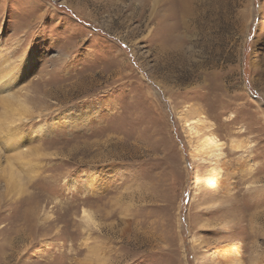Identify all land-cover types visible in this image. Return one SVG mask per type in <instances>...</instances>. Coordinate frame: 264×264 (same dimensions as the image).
Here are the masks:
<instances>
[{
  "label": "rangeland",
  "instance_id": "rangeland-1",
  "mask_svg": "<svg viewBox=\"0 0 264 264\" xmlns=\"http://www.w3.org/2000/svg\"><path fill=\"white\" fill-rule=\"evenodd\" d=\"M0 50V264H264V0H0Z\"/></svg>",
  "mask_w": 264,
  "mask_h": 264
},
{
  "label": "bare ground",
  "instance_id": "bare-ground-1",
  "mask_svg": "<svg viewBox=\"0 0 264 264\" xmlns=\"http://www.w3.org/2000/svg\"><path fill=\"white\" fill-rule=\"evenodd\" d=\"M7 58H8L7 55L3 51L0 50V81L5 79V78H7L8 76H10L9 75V71L6 72L5 69H4V64L8 62ZM17 112H19V111H17ZM199 122H200V120L194 119L189 124V125H191V127L189 129L194 135L199 134L200 132H202L200 130L208 131V130H210L212 128L211 127L212 123L209 122V121L205 122V121L201 120V125L199 124ZM1 126L2 127L6 126L8 128L7 125L1 124ZM9 133H11V132L9 131ZM204 133H206V132H204ZM203 134L202 135H198L199 136L198 142H197L193 152L196 155V157L197 156H201L206 161H209L211 159V157L216 154V151H219V150L222 149V147L225 145V142L220 141L213 134H204V135ZM8 136L12 137V135H8ZM236 146H239V145H236ZM217 166H220V162H217ZM213 167H215V166H213ZM215 169H216L215 171H218L217 168H215ZM209 179H210V181L208 183H210V185L211 184L212 185L215 184V182H216L215 181V179H216L215 175L212 176V178H211V175H210ZM209 179H207V180H209ZM227 183L229 184L228 188H230L231 187V183L230 182H227ZM228 192H230V191H228ZM88 217L91 218V216L89 214H88ZM225 253L226 254H224L222 258H224L226 262H229L230 260H232L231 264H240L239 260L237 259V249H236L235 245H231L229 247V249H227L225 251Z\"/></svg>",
  "mask_w": 264,
  "mask_h": 264
}]
</instances>
